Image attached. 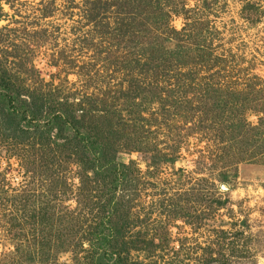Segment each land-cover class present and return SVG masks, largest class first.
I'll return each instance as SVG.
<instances>
[{"label": "rangeland", "instance_id": "rangeland-1", "mask_svg": "<svg viewBox=\"0 0 264 264\" xmlns=\"http://www.w3.org/2000/svg\"><path fill=\"white\" fill-rule=\"evenodd\" d=\"M0 70L99 126L118 166L0 140V264H93L121 164L125 264H264V0H0Z\"/></svg>", "mask_w": 264, "mask_h": 264}, {"label": "trees", "instance_id": "trees-1", "mask_svg": "<svg viewBox=\"0 0 264 264\" xmlns=\"http://www.w3.org/2000/svg\"><path fill=\"white\" fill-rule=\"evenodd\" d=\"M97 15V13L92 14L91 11L89 17L94 18ZM11 77L6 70H0V137L2 138L0 140L10 144L24 142L26 143L25 147H34L33 145H38L37 141L41 136L48 134L45 144L50 143L59 147H69L73 144L75 148L78 147L73 152L78 156V161L86 165L87 169L94 166H97V170L107 168L106 173L108 175L110 172L108 171L109 167H112L110 170L115 169L117 171L118 166L115 168L112 157L109 155L111 147L109 137L104 138L103 135L106 134L100 130L99 126L94 125L92 128L95 129L91 131L81 130L83 129L81 125L84 118L79 120L73 116V113L71 114L67 109L64 110L63 107H67V104L62 103L63 101L60 98L53 97L52 100L49 99L50 97L46 98L38 92L28 93L24 87L13 85ZM23 92L26 94H23ZM47 95L50 96V94ZM66 127L72 130L71 137L65 134ZM85 129L87 128L85 127ZM106 129L108 133H114V131L117 133L113 129V124H108ZM52 131L53 135L51 134ZM99 136H103V139ZM42 143V140H39V144ZM86 154L90 158L86 157ZM119 167L121 169L119 175L115 171L109 182L111 186L107 189V194L110 198L104 213L97 222L96 233L92 236L93 264H125L126 256L123 257L122 254H128L130 250L136 249L128 247V245L133 247V244L137 243L135 236L128 240L127 247L125 244L123 246L119 245L117 240H122L124 243V239H126L123 225H119L117 239L109 240L112 229L107 224H112L110 219L114 217V214H116L115 217H118L120 211L117 200H112L113 196L111 194L120 186L123 189V186H125L131 190L134 185L133 177H127L130 174L129 168L123 164ZM104 231L107 233L104 234ZM106 244L110 246H106ZM98 248L102 249L101 254H97L96 250Z\"/></svg>", "mask_w": 264, "mask_h": 264}, {"label": "water", "instance_id": "water-1", "mask_svg": "<svg viewBox=\"0 0 264 264\" xmlns=\"http://www.w3.org/2000/svg\"><path fill=\"white\" fill-rule=\"evenodd\" d=\"M225 188V187H224Z\"/></svg>", "mask_w": 264, "mask_h": 264}]
</instances>
